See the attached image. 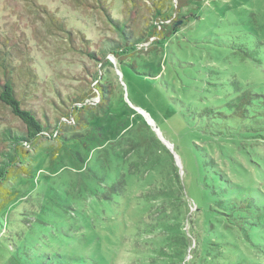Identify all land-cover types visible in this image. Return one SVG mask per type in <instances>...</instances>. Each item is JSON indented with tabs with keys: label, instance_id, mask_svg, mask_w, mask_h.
Instances as JSON below:
<instances>
[{
	"label": "rangeland",
	"instance_id": "rangeland-1",
	"mask_svg": "<svg viewBox=\"0 0 264 264\" xmlns=\"http://www.w3.org/2000/svg\"><path fill=\"white\" fill-rule=\"evenodd\" d=\"M107 1L115 18L127 15V7L133 9L131 0ZM35 2L67 30L73 31V45L77 48L67 43L63 32L49 26L46 14L25 0H0V39L8 38L9 44L22 49L13 56L12 63L29 66L36 78L33 96L25 103L26 107L32 106L39 115L44 112L49 119H54L57 111L53 105L57 109L62 107L60 99L93 91L96 85L107 82L113 88L111 105L117 102L116 115L121 125L116 126L113 119L98 118L101 125H109L106 143L100 146L71 145L68 151L53 135L24 147L32 159L27 165L30 174L17 177L7 186L17 191L18 196L0 212V264H40L43 257L50 264H169L166 260L169 251L175 255L180 248L184 249L185 243L189 246L175 257L182 254L184 262L177 263L188 264L202 226L200 217L194 214L195 205L206 217L210 218L211 213L193 150V144H202L203 137L183 123L168 102L173 92L165 93L157 79L164 72L177 85L165 63V52L175 45L169 42V48L158 46L150 39L133 55L124 58L123 63H132L137 72L150 73L156 78L138 76L118 64L113 55L106 54L110 64H100L83 53L86 46L93 52L106 51L112 42L121 41L116 29L98 9L74 0ZM136 2L137 12L132 14L135 19L131 26L142 31L149 24L157 27L164 24L168 30L175 28L176 39L188 53L192 52V45L184 37L199 40L212 27L216 32H255L261 48L260 62L254 64L227 54L207 64L210 79L202 93L187 89L188 95L196 97L197 105H214L231 98L236 91L264 89V0H208L199 5L203 14L193 18L174 12L176 0ZM156 7L164 15H172L171 21L155 22ZM195 46L204 48L205 45L199 40ZM174 51L181 52V49L176 46ZM94 73L99 74L98 81L94 80ZM98 101L97 97L87 106L90 113L100 117L93 109ZM66 103L65 110L74 106L71 101ZM141 120L172 155L183 190L159 169L148 172L140 169L138 173V167L145 161V152L150 153L154 146L145 135L141 145L125 140L121 129L133 124L138 127L142 125ZM56 122L53 121L50 131H54ZM6 127L21 128V124L0 105V131ZM58 129V134L63 135L84 132L73 117L61 118ZM145 133L152 136L150 131ZM234 141L221 142L225 144V153L219 152L214 144L209 148L205 143L202 145L232 183L264 193V141L252 142L253 146L237 140L249 154L242 153L243 148L239 150ZM85 160L96 176L88 171ZM105 184L113 188L106 190ZM261 220L259 225L250 227L253 230L248 237L252 243L246 242L237 230L231 231L232 234L221 232L223 243L228 244L220 248L223 256L219 257L224 263L241 259L246 264H264V218ZM175 222L180 223L185 240L162 226ZM211 244L214 251L220 250ZM230 244L237 246L231 249ZM194 263L210 264V261L202 255Z\"/></svg>",
	"mask_w": 264,
	"mask_h": 264
},
{
	"label": "trees",
	"instance_id": "trees-1",
	"mask_svg": "<svg viewBox=\"0 0 264 264\" xmlns=\"http://www.w3.org/2000/svg\"><path fill=\"white\" fill-rule=\"evenodd\" d=\"M25 1L28 5L37 8L39 12L46 14L49 26L52 25L60 32H63L67 43L70 44L71 47L77 48L73 45L75 36H73L72 30H67L63 23H58L54 15L42 9L41 6L37 5L35 0ZM74 1L78 2L80 5L98 9L116 29L115 31L119 35L121 41L112 42L109 50L104 51L99 49L93 52L88 46L83 49L84 54L90 59L98 60L100 64H110L106 59V54H110L116 58L118 64L126 66L132 70L135 75L148 79H155L156 77L150 73L137 72L132 63H123L124 58L133 55V53L138 51L140 45L148 43L150 39H153L152 42H155L154 45L158 46L161 45L169 48L167 46L169 42L175 45L173 48H170L169 51L165 52V63L168 65L166 66V70L168 73H172L173 80L176 79L178 82L177 85H175L164 72L163 76L157 77V79L165 93L171 94V92H173L172 96H168L170 106L176 109L183 123L189 129L194 130L203 137V143H205L208 148L210 145L214 144L219 152L225 153L226 151L224 149L226 147H224L225 144L223 143L232 140H235L234 144L238 146L239 150L243 147L238 145L237 140L247 141L251 144L252 142L264 141V89L255 91H236L229 99L216 102L214 105L207 104L204 106L197 105L195 102L196 97L188 95L187 90L188 88H194L202 93L204 84L210 79L207 64L213 61H219L224 55L233 54L244 61L258 64L261 60L258 56L261 48L260 43L256 39L255 32L251 30L241 31V33L216 32L215 28L212 27L209 29L208 33L199 37V40L205 45L204 48L195 46L199 40L191 36L187 38L184 37L185 41L192 45V52L188 53L185 48L181 47L176 39L178 32L175 31V28L168 30L167 26L164 24H158L159 27L149 24L144 28V31H142L136 26H131L135 19L132 14L137 12L136 0H131L133 9L130 10L129 7H127V15L124 14L122 18L111 16L109 9L110 4L107 0ZM207 1L208 0H176L174 12H181L180 16L189 15L192 18L196 15L201 16L203 11L199 5ZM193 8H195V11ZM184 10L186 13H182ZM198 12L200 13L198 14ZM153 18L155 22L165 23L171 21L172 15H164L163 12L156 7ZM176 22L177 20L172 23L171 27L174 26ZM213 26H215L214 23ZM160 27L163 29H160ZM81 38L84 40L82 35ZM7 40L8 38L5 40L0 39V105L9 110L14 119L21 124V128L6 127L0 131V212L18 196L17 191H11L7 187L8 184L21 175L27 176L30 174L27 165L32 159L29 152L25 151V146H33L39 139L55 135V137L60 139L62 145L67 147L68 151H70L71 145H81L91 148L98 144L100 146L106 143V138H108L106 134L108 133L109 125H101L98 118H101L102 121L113 119V121L116 122V126L121 125V121L116 115L117 106H115V104L117 102H115L113 106L111 105V101L113 100V88L107 82L96 85L94 87L95 91L89 90L81 94L73 93L71 97L66 96L63 100L60 99L62 107H59V109L52 104L53 108L57 111L54 115V119H49L44 112L39 115L32 106L26 107L25 103L33 96V85L36 83V78L29 69V66L25 64L19 66L13 65V56L18 55V51L22 49H20V47H15V44H9ZM176 46L181 49V52L174 51L176 50ZM99 56H101V59H99ZM194 58H197L198 61H195ZM179 69L183 71L179 72ZM93 78L95 81H98L99 74L94 73ZM97 97L99 101L95 104L93 109L98 111L100 117L97 114L90 113L87 106L88 102H91ZM66 101H71L74 104V106L71 105L72 108L69 110H65L68 106ZM113 112H115L114 115ZM60 117L69 120L73 117L78 123L79 128L84 129V132L70 135L58 134ZM53 121L57 122L54 123V131H50L52 130L50 126L53 125ZM141 121L142 125L140 126L142 129L140 126L135 127L134 124L123 126L121 129V137H124L125 140L130 139L134 144L141 145L142 137L145 135L148 141L154 146L150 153L145 152L147 155H144L145 161H142V164L138 167V173L141 172L139 171L140 169L146 172L159 169L161 173L165 172L171 176V180L177 185V188L179 187L183 190L178 168L173 161L172 155L167 148L160 143L147 124L143 120ZM145 131H150L152 136H148ZM222 141L224 142L221 143ZM202 144L194 143L193 150L199 167L201 186L209 201V211L211 214L210 218L206 217L198 206L195 205L196 212L194 214L200 217L202 226L200 228V234L196 239V250L194 254H191V261H189L188 264H196L194 261L200 256L202 257V255L208 257L210 264H218L219 260H222L220 264H246V261H241V259L235 263H224L225 261L223 258L219 257L223 256V249L220 248L223 246L227 247L228 244L223 243L220 234H222V231L230 234L231 231L237 230L246 242H250L251 238L248 237V233L250 230H253L250 227L259 225L260 221H262L261 219L264 218V193L254 188L242 187L232 183L229 178L220 171V168L207 152L205 149L206 147ZM243 151L244 154H249L244 148L242 153ZM85 164L87 165L88 161L85 160ZM87 168L93 176L97 175V173L92 171L91 166L87 165ZM45 186L53 190L49 185ZM111 188H113V185L109 187L105 184L104 186L106 190H111ZM48 193L46 195H48ZM46 195H44V197ZM184 196L188 199L185 194ZM162 226L169 228L170 234L174 236L184 235L182 229L179 227V222L173 224L169 223L167 227L164 224ZM182 240H185L184 236ZM211 242L220 250L214 251L213 248H211ZM181 244H183V241H181ZM187 245L188 244L185 243L183 245L184 249L180 248L178 252H175V255L177 256L181 250L184 251ZM236 246L235 244H230L228 248L232 249L236 248ZM175 255L169 251L168 259H166L168 260L167 263L178 264V261L180 263L184 262V258L181 257L182 254L177 258ZM46 260L48 261L49 259L43 257V261L40 264H50L46 263Z\"/></svg>",
	"mask_w": 264,
	"mask_h": 264
}]
</instances>
